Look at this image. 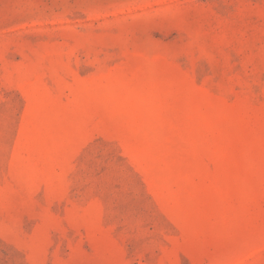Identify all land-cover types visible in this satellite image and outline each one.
<instances>
[{"label": "rangeland", "instance_id": "obj_1", "mask_svg": "<svg viewBox=\"0 0 264 264\" xmlns=\"http://www.w3.org/2000/svg\"><path fill=\"white\" fill-rule=\"evenodd\" d=\"M0 264H264V0H0Z\"/></svg>", "mask_w": 264, "mask_h": 264}]
</instances>
